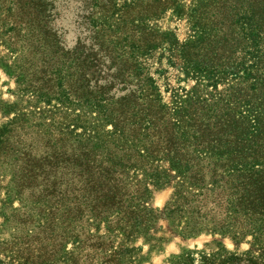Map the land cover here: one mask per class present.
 <instances>
[{"label": "rangeland", "instance_id": "374dc122", "mask_svg": "<svg viewBox=\"0 0 264 264\" xmlns=\"http://www.w3.org/2000/svg\"><path fill=\"white\" fill-rule=\"evenodd\" d=\"M156 7L152 0H0V264H177L187 255L260 254L231 225L223 187L211 186L204 164L196 186L175 179L158 187L129 169L110 191L83 186L74 167L83 128L110 127L76 102L69 54L130 57L148 29L185 39L187 22L170 13L150 19ZM159 84L195 85L171 70ZM207 84L199 79L197 93L206 95ZM178 197L189 202L181 203L184 214L175 212Z\"/></svg>", "mask_w": 264, "mask_h": 264}, {"label": "trees", "instance_id": "16d2710c", "mask_svg": "<svg viewBox=\"0 0 264 264\" xmlns=\"http://www.w3.org/2000/svg\"><path fill=\"white\" fill-rule=\"evenodd\" d=\"M152 2L150 19L156 12L183 18L185 39L148 29L144 44L126 51L130 57L74 49L66 60L80 83L76 102L110 127L83 128L74 167L83 186L110 191L124 184L129 169L142 170L158 187L175 179L196 186L204 164L211 186L223 187L231 225L260 254L187 255L177 264H264V0ZM170 70L195 85H160ZM202 78L206 95L196 91ZM182 202L189 203L178 197L177 214L185 213Z\"/></svg>", "mask_w": 264, "mask_h": 264}]
</instances>
